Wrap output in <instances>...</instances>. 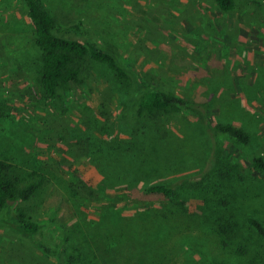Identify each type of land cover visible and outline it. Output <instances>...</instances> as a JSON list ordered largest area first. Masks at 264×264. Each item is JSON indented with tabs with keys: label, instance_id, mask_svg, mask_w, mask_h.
Segmentation results:
<instances>
[{
	"label": "rangeland",
	"instance_id": "374dc122",
	"mask_svg": "<svg viewBox=\"0 0 264 264\" xmlns=\"http://www.w3.org/2000/svg\"><path fill=\"white\" fill-rule=\"evenodd\" d=\"M82 21L154 88L203 106L139 116L138 93L104 65L65 101L47 99L42 55L22 0H0V159L41 225L21 236L0 212V264H264V0H44ZM66 37L85 41L81 35ZM233 124L243 146L217 133ZM173 185V199L147 195ZM45 243L56 256L41 253Z\"/></svg>",
	"mask_w": 264,
	"mask_h": 264
},
{
	"label": "trees",
	"instance_id": "16d2710c",
	"mask_svg": "<svg viewBox=\"0 0 264 264\" xmlns=\"http://www.w3.org/2000/svg\"><path fill=\"white\" fill-rule=\"evenodd\" d=\"M25 4L33 27L35 43L42 55L41 81L47 99L65 101L72 96L77 88H82L94 77L93 66H106L122 84L133 83L138 93L143 92L137 103L136 112L139 116L156 117L159 114L173 115L188 110L194 116L203 111V106L186 100L173 92L154 88L146 83L144 78L134 70H129L120 56L112 48L104 47L89 37L82 21L65 27L57 21L47 9L44 0H22ZM218 8L224 12H233L237 0H214ZM81 35V42L66 37L70 34ZM5 108L0 105V118ZM215 131L228 135L243 146L251 144V135L242 127L233 124H216ZM253 168L256 172L264 173V156L253 158ZM10 165L0 159V212L13 211L12 226L23 237L30 238L40 233L41 225L23 207L30 202L41 189L42 182L22 186L17 177H9ZM173 185H155L146 190L147 195L162 196L173 199ZM248 223L261 235L263 226L255 219ZM39 251L45 255L56 256L45 243L37 244Z\"/></svg>",
	"mask_w": 264,
	"mask_h": 264
}]
</instances>
